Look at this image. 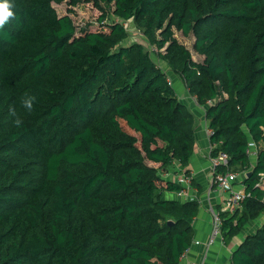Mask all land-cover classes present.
Instances as JSON below:
<instances>
[{
    "label": "trees",
    "instance_id": "obj_1",
    "mask_svg": "<svg viewBox=\"0 0 264 264\" xmlns=\"http://www.w3.org/2000/svg\"><path fill=\"white\" fill-rule=\"evenodd\" d=\"M64 1L9 0L0 29V264H181L200 203L165 198L181 187L161 173L189 167L195 115L169 77L206 108L217 172L247 174L229 244L264 215V0H69L93 3L95 30ZM129 20L153 51L124 45ZM231 264H264V223Z\"/></svg>",
    "mask_w": 264,
    "mask_h": 264
},
{
    "label": "crops",
    "instance_id": "obj_2",
    "mask_svg": "<svg viewBox=\"0 0 264 264\" xmlns=\"http://www.w3.org/2000/svg\"><path fill=\"white\" fill-rule=\"evenodd\" d=\"M159 65L164 71L171 73L165 63ZM173 85L177 90L180 100L184 101L195 115L196 144L189 167L184 168L175 162L168 170L161 173L162 176H166L167 180L175 181L179 175L184 174L189 169L193 181H195V185L192 186V190L194 189V191H192L191 197L188 199H180L177 192H166L165 194V198L177 199L182 202L196 200L200 203V212L193 220L195 229L194 243L186 254L185 262L195 261L201 264H231L232 254L243 240L241 238L254 233L261 225L257 224V220L252 221L243 230L242 234L235 237L229 244L217 240L212 246L208 247L213 218L210 207L212 206L218 209L223 206L226 196L215 192L209 194V191L212 190L213 169L209 159L212 145L211 138L207 132L209 121L206 119V108L199 106L195 98L188 94L181 80H177L175 83L173 82ZM149 164L155 168L160 167V164L157 163L149 162ZM237 188L239 189V187Z\"/></svg>",
    "mask_w": 264,
    "mask_h": 264
},
{
    "label": "built area",
    "instance_id": "obj_3",
    "mask_svg": "<svg viewBox=\"0 0 264 264\" xmlns=\"http://www.w3.org/2000/svg\"><path fill=\"white\" fill-rule=\"evenodd\" d=\"M124 25L125 22H124ZM127 26V25H126ZM125 26V27H126ZM168 82L170 85L173 84L172 78L169 77ZM209 137L211 138L214 135L213 129L210 127L207 130ZM256 145L254 142L250 143V154L252 159L256 158ZM212 150V148H211ZM210 150V162L213 169L212 176V190L209 191V194L212 192L224 194L226 196L225 202L223 206L218 209L210 207V211L212 213V232L211 237L208 242V247L212 246L217 240L224 241L223 232H222V224L223 219L221 214L227 212H233L237 209H241V202L244 200L246 196L244 179L247 177L245 172L236 173V172H227V173H219L217 172V168L220 165L227 166L229 163V156L225 152L221 151L216 156H211ZM165 179L166 176H163ZM193 178L191 175L181 174L174 181L178 184L181 189L177 191V195L180 199H188L191 197L192 186H193ZM239 187V189L237 188ZM189 251V250H188ZM186 251L184 255L181 257V264H201L200 262H185Z\"/></svg>",
    "mask_w": 264,
    "mask_h": 264
},
{
    "label": "rangeland",
    "instance_id": "obj_4",
    "mask_svg": "<svg viewBox=\"0 0 264 264\" xmlns=\"http://www.w3.org/2000/svg\"><path fill=\"white\" fill-rule=\"evenodd\" d=\"M59 15L70 14L78 29L84 28L88 25V29H97L95 23L98 22L100 17V12L94 7L93 3L81 2L79 5L73 6L69 4V0H65L61 4H54ZM71 11V12H70ZM126 29L129 32L128 39L124 42V45L129 46L134 43L143 44L146 49L153 51L155 48L151 46L144 36L143 32L140 31L133 20L125 22ZM92 27H90V26ZM81 32V31H80ZM175 37L179 40L180 43L184 44L192 52L193 59L197 62H203L204 57L199 55L194 50L195 36L191 34L190 36H184V34L178 30H175ZM154 59H156L153 56ZM163 65V63L160 62ZM264 222V215H262L258 220L257 224L262 225ZM240 239V238H239ZM243 238H241L242 240Z\"/></svg>",
    "mask_w": 264,
    "mask_h": 264
},
{
    "label": "clouds",
    "instance_id": "obj_5",
    "mask_svg": "<svg viewBox=\"0 0 264 264\" xmlns=\"http://www.w3.org/2000/svg\"><path fill=\"white\" fill-rule=\"evenodd\" d=\"M13 6L14 5L10 3L9 0H0V29H3L6 23L14 17L15 14L12 11ZM24 106L31 109L33 107L32 98L25 100Z\"/></svg>",
    "mask_w": 264,
    "mask_h": 264
},
{
    "label": "water",
    "instance_id": "obj_6",
    "mask_svg": "<svg viewBox=\"0 0 264 264\" xmlns=\"http://www.w3.org/2000/svg\"><path fill=\"white\" fill-rule=\"evenodd\" d=\"M248 176H250V174Z\"/></svg>",
    "mask_w": 264,
    "mask_h": 264
}]
</instances>
